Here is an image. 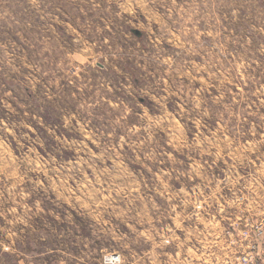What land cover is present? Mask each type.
Here are the masks:
<instances>
[{"label": "rangeland", "instance_id": "obj_1", "mask_svg": "<svg viewBox=\"0 0 264 264\" xmlns=\"http://www.w3.org/2000/svg\"><path fill=\"white\" fill-rule=\"evenodd\" d=\"M114 253L264 258V0H0V264Z\"/></svg>", "mask_w": 264, "mask_h": 264}, {"label": "built area", "instance_id": "obj_2", "mask_svg": "<svg viewBox=\"0 0 264 264\" xmlns=\"http://www.w3.org/2000/svg\"><path fill=\"white\" fill-rule=\"evenodd\" d=\"M6 249H8L7 246H6ZM252 254H253L252 252L249 253V255H252ZM120 260H121V255L120 254H116V253L109 254L108 256L105 257V263H107V264H115V263L119 262ZM244 261L250 263L253 260L251 258H249V257H245Z\"/></svg>", "mask_w": 264, "mask_h": 264}, {"label": "crops", "instance_id": "obj_3", "mask_svg": "<svg viewBox=\"0 0 264 264\" xmlns=\"http://www.w3.org/2000/svg\"><path fill=\"white\" fill-rule=\"evenodd\" d=\"M259 264H264V258L259 262Z\"/></svg>", "mask_w": 264, "mask_h": 264}]
</instances>
